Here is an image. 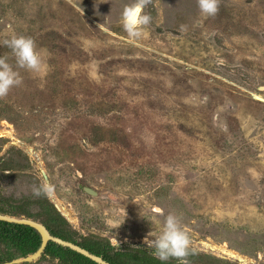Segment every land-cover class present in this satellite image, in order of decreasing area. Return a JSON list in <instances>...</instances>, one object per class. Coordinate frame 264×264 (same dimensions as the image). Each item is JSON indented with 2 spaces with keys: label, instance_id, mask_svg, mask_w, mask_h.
Masks as SVG:
<instances>
[{
  "label": "rangeland",
  "instance_id": "1",
  "mask_svg": "<svg viewBox=\"0 0 264 264\" xmlns=\"http://www.w3.org/2000/svg\"><path fill=\"white\" fill-rule=\"evenodd\" d=\"M141 2L132 37L122 17ZM13 34L49 55L0 98L8 205L34 215L44 196L77 242L151 256L143 239L174 214L188 264H264V0H219L207 19L196 0H0L15 68Z\"/></svg>",
  "mask_w": 264,
  "mask_h": 264
},
{
  "label": "trees",
  "instance_id": "2",
  "mask_svg": "<svg viewBox=\"0 0 264 264\" xmlns=\"http://www.w3.org/2000/svg\"><path fill=\"white\" fill-rule=\"evenodd\" d=\"M38 206L40 211L37 214L30 215L22 212L19 207L8 205V202L0 197L1 215L24 217L38 221L52 237L76 244L91 254L101 257L109 264H174L161 262L140 249L115 250L106 241L83 239L81 242H77L74 234L68 230L66 221L44 196L38 202ZM40 244V235L35 229L29 226L0 221V245H4L14 251L17 258H24L34 254L39 249ZM41 258L57 261L58 264H95L83 256L56 246L51 242L46 245ZM7 261L9 259L0 256V264Z\"/></svg>",
  "mask_w": 264,
  "mask_h": 264
},
{
  "label": "clouds",
  "instance_id": "3",
  "mask_svg": "<svg viewBox=\"0 0 264 264\" xmlns=\"http://www.w3.org/2000/svg\"><path fill=\"white\" fill-rule=\"evenodd\" d=\"M196 4L200 15L205 19L214 17L218 12L219 0H196ZM142 6L141 2L139 7ZM150 19L148 15L130 16L128 12H125L122 17L124 26L132 37L139 35L142 26L148 25ZM2 43L10 49L11 56L15 61V68L5 58H0V98L7 96L12 88L21 85L22 78L15 69L43 74L48 69L46 58L49 55L47 49L38 48L30 36L13 34ZM148 235L142 243L152 250L151 254L155 259L161 262L175 259L179 264H188L186 258L189 255L190 241L187 234L181 229L180 220L176 215L169 214L166 217L161 231L155 239H149Z\"/></svg>",
  "mask_w": 264,
  "mask_h": 264
},
{
  "label": "water",
  "instance_id": "4",
  "mask_svg": "<svg viewBox=\"0 0 264 264\" xmlns=\"http://www.w3.org/2000/svg\"><path fill=\"white\" fill-rule=\"evenodd\" d=\"M136 9H137V7L134 8V10L131 12V14ZM40 174H41L42 179L45 183V187H49V182H48V179H47L45 173L43 171H41ZM82 190L86 195H88L90 197H93V198L98 197L97 192H95L94 190H92L90 188L84 187ZM55 208H57V207H55ZM0 221L10 223V224H15V225L29 226L38 232V234L40 235V239H41L40 247L34 254L29 255L27 257H24V258H20V259L11 261L9 263H3V264H28V263H31L33 260L39 258L42 255V253H43L46 245L48 244V242H51V243L55 244L56 246H59L63 249H68L72 252H75L76 254L83 256L84 258L90 260L91 262H93L95 264H109V263L105 262L101 257H98V256L91 254L90 252L86 251L85 249L81 248L80 246H78L76 244H73V243L68 242V241H64V240L57 238V237H52L48 233V231L45 229V227L43 225H41L40 223L31 221L28 219H24V218L10 217V216L1 215V214H0ZM236 261L244 264V260L239 258V257L236 258Z\"/></svg>",
  "mask_w": 264,
  "mask_h": 264
},
{
  "label": "bare ground",
  "instance_id": "5",
  "mask_svg": "<svg viewBox=\"0 0 264 264\" xmlns=\"http://www.w3.org/2000/svg\"><path fill=\"white\" fill-rule=\"evenodd\" d=\"M137 7V9L131 14V12L134 10V8H136ZM129 15L130 16H140V13H141V8L139 7V6H134L129 12Z\"/></svg>",
  "mask_w": 264,
  "mask_h": 264
}]
</instances>
